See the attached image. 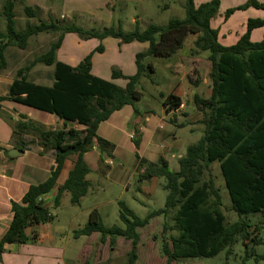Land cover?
<instances>
[{
  "label": "trees",
  "instance_id": "trees-1",
  "mask_svg": "<svg viewBox=\"0 0 264 264\" xmlns=\"http://www.w3.org/2000/svg\"><path fill=\"white\" fill-rule=\"evenodd\" d=\"M219 0H208L195 5L185 0L184 17H171L163 25L150 22L145 28L137 25L130 31L121 23L101 28L86 29L73 22L48 18L38 23H26L18 30L15 26L14 3L6 0L2 14L5 19L4 31H0V69L6 66L5 49L15 45L24 49L28 39L39 33H54L55 40L48 49L35 57L30 65L20 68L16 78L8 87L7 94L0 96V102L11 100L30 108L55 115L62 121L61 127L45 128L27 116L19 115L12 131L15 145L24 149L30 145L41 148V153L51 151L54 163L48 177L36 184H30L19 201H11V221L0 237V256L6 244H24L37 238L35 227L52 220L48 206L42 196L55 186L66 159L75 154L76 160L68 171L66 179L57 187L53 206L59 205L64 192H68L73 204L88 192L90 169L83 156L94 146L99 150V162L103 153L111 154L114 144L97 134L98 125L125 105L137 112L135 102L142 93L137 89L143 76L154 71L148 56L169 57L183 45L188 34H197L190 49L194 55L207 51L210 63L211 93L207 98L194 95V104L202 113L203 134L185 149L178 158V170H171L168 161L159 156L149 161L136 154L138 181L163 177V188L167 191L164 206L138 217L123 201L119 218L124 227L106 226L96 208L89 213L87 222L73 231L74 237L99 233V242L114 246L117 237L131 241V249L123 264H134L140 241L138 228L147 225L156 216L167 217L172 213V224L164 223L163 231L174 230L176 235L161 243V252L166 264L185 258H209L221 250L231 254V247L241 239L248 252L249 242L257 245L262 239L250 232L251 223L247 216L254 213L264 215V36L260 41L251 40V31L264 26L263 18H248L243 34L235 43L225 46L218 40V29L211 26V19L218 12ZM248 7L264 9L257 0H247L227 8L226 20L237 10ZM27 16L33 17L27 7ZM74 33L80 39L106 37L118 38L121 43L132 41L147 42L146 50L135 54L136 71L126 75L113 67L112 78H122L125 86H119L91 73L93 51L86 54L76 66L56 59L64 35ZM99 44L94 52H103ZM36 63L52 66L51 85L37 84L28 79V72ZM181 99L173 93L163 99L166 111L174 110ZM171 123L173 119H170ZM69 124V125H68ZM180 127L185 124L179 125ZM26 136V137H25ZM31 136V139L28 137ZM137 146L139 141L134 139ZM213 162H218L224 186L230 199V209L238 218L227 222L222 212L220 189L213 178L203 179ZM30 232H26V228ZM256 223L254 228L260 230ZM249 241V242H248ZM255 259H263L264 254ZM83 264H90L85 261ZM224 264H230L226 259ZM241 264H245L242 261Z\"/></svg>",
  "mask_w": 264,
  "mask_h": 264
},
{
  "label": "rangeland",
  "instance_id": "rangeland-1",
  "mask_svg": "<svg viewBox=\"0 0 264 264\" xmlns=\"http://www.w3.org/2000/svg\"><path fill=\"white\" fill-rule=\"evenodd\" d=\"M246 1L247 0H233L230 3H222L219 14H221V17L223 18L224 12L227 8L237 6ZM257 1L264 4V0ZM16 5L17 6L14 9V19L15 26L18 30L24 29L26 23L38 22V17L30 18L25 14L22 4L18 2ZM2 9L1 6L0 31H4L5 28V19L2 14ZM254 11H257L261 16H264V9L256 8ZM170 14H174L171 15L174 17H177L178 14H180L179 18L184 17V11L179 13L178 0H176V3H174V5L172 4V7L166 11L165 16ZM161 17H163V15H160V18ZM237 23V21L233 22L231 28L234 36L239 34L242 30ZM53 38L55 39L56 37L50 35L43 39L40 38V41H36L37 38L32 37L24 49L15 45L8 46L5 49L6 66L3 69H0V94H6L10 82L9 79L16 78L17 71L20 68L30 65L35 57L45 52ZM219 42L228 46L225 43H230L231 41H223L220 38ZM202 52L206 56L208 55L207 51ZM146 59L152 61L154 71L149 73V76L145 75L140 79L137 89L142 93V96L135 102V105L137 110L142 113L145 110L152 109L154 111V114L152 113V121L144 124L145 126L140 134L134 132L132 139L129 138L128 133L121 130L116 132V138L113 143L115 146L110 154V169L104 168L103 166H100L99 169L97 153L92 151L93 148L86 152V163L90 169L87 179L90 182V187L88 192L80 199L79 203H71L69 193L64 192L60 198L59 205L54 207V195L52 193L47 195L45 199L46 201L43 200V202L48 206L50 213L52 214V220L37 225L35 227L37 238L24 243V245L29 247L31 250L29 251L30 253L39 254L41 256L48 255V257L53 256L58 258V260L52 261L48 259V263L45 259L37 260L34 262L35 264H83L85 261H88L90 264H123L127 260V253L131 249L130 240L123 237H117L114 246H110L108 242H99V233H93L91 236H79L76 238L73 236V231L81 228L87 222L89 213L94 208L100 213L104 225L124 227V224L119 218L120 206L118 201H123L125 205L140 218L145 217L150 211L162 208L167 193L163 188L165 180L163 177H153L149 180L139 182L138 171L135 167L136 154H144V146L148 142L152 144V140H154L155 143L152 145H156L157 147L155 148V146H152L157 150L154 153L160 152L159 150H161L162 153L168 157L169 168L171 170H177L179 165L178 158L175 155L176 150L178 149L179 152L183 153L188 145L195 143L203 134V125L198 121L193 123L192 132H190L189 126H174L176 121L173 120L174 123L170 122V119L174 116H170L168 119L170 123L166 122L164 128L160 130L158 123L167 121V119L165 120L167 117H165V111L163 110L162 99L167 94L174 93L173 91L176 87L174 74L171 71L172 67H167V63H171L173 60L172 56H148ZM169 59L172 61H167ZM206 61L208 62V59ZM52 72V66L48 67L42 63H36L31 66L27 76L31 81L47 85L52 82ZM1 75L6 78H1ZM194 81V76H190L189 84L187 80L184 81V83L186 86H189L188 88L199 86V90L206 94V87L201 84L198 85V83L195 84ZM191 105L192 106L188 105L186 107L189 114L196 112L193 103ZM4 106L5 108H8L9 114L0 107V140H8L10 138L12 142H15L12 131L16 123L14 118L17 114L26 116V114L30 112L29 117L37 120H42V118L47 115L46 112L30 108L8 99H6ZM120 121H123L122 118H120ZM3 124H6L8 127L5 125L4 127ZM45 127H61V124H56L53 121H50L49 125H46ZM163 131H171L174 134H163L164 138H166V140L163 141L160 139V135H162ZM173 135L175 136L174 139L171 138ZM28 138L31 139V136ZM134 139L139 141L137 146L135 145ZM160 144L164 148H160ZM172 145H174L175 148L174 155H172L173 152L169 150V147ZM25 155L26 157H30L29 154ZM104 155L106 158L109 157V153H104ZM100 170L103 171V173ZM209 177L213 178L215 185L220 189L222 197L221 209L227 222L235 221L238 216L230 209L229 195L224 186L218 162H213L209 166L203 179L206 180ZM1 207H3V205H1ZM247 219L252 225L250 228L251 233L256 234L257 231L254 228L256 223L261 226L260 230L262 236H260V239H262L261 237H264V215L261 213H254L248 215ZM164 223L167 225L173 223L172 213L167 217L161 215L153 217L147 225L138 228L140 241L137 246V259L134 264H166L165 257L161 252V243L163 240H169L170 236L176 235V232L174 230L163 231ZM262 242H264V239H262ZM12 244H14V246L6 244L2 254H13L14 247L20 245L18 243ZM247 250L249 253L252 252L253 255L246 257L245 246L242 240L238 238L232 245L231 254L229 255H227L226 250H221L213 257L185 258L173 261L170 264H224L226 259L230 264H241L242 261H245V264H264L263 259H255L256 255L264 254V243L254 245L249 242ZM45 252L51 253L48 254ZM55 252L59 253L56 254ZM1 261L2 258L0 256V263ZM25 264H30V262L28 261Z\"/></svg>",
  "mask_w": 264,
  "mask_h": 264
},
{
  "label": "crops",
  "instance_id": "crops-1",
  "mask_svg": "<svg viewBox=\"0 0 264 264\" xmlns=\"http://www.w3.org/2000/svg\"><path fill=\"white\" fill-rule=\"evenodd\" d=\"M12 1L14 3L13 11L17 6L16 4L19 2L23 6V11L24 8L27 7L29 12H32V14L34 15L30 18L38 17V21L40 19L47 20L48 18H52L63 20L65 22H73L76 25L82 26L86 29L101 28L112 24L116 25L120 22L122 28L126 31L132 30L135 25H137L139 29H143L150 22L159 25L165 24L169 18L174 17L171 16L174 14L165 16L166 11L172 7V4L174 5V3H176V0ZM206 1L208 0H193L196 6ZM219 1L220 5L218 8V12L211 19V26L213 28L218 29V40H220L221 38L223 41H231L230 43H225L226 45H231L235 43L239 36L244 33L246 28V21L248 18L263 17L264 19V16H261L257 11H254L256 8L248 7L244 10L235 11L226 20H224V18L221 17V14H219V11L221 10V5L222 3H230L233 0ZM5 2L6 0H0V7L2 6L3 8ZM184 2L185 0H178L179 13L184 11ZM160 15H163V17L160 18ZM179 15L180 14H178L177 16L178 18L180 17ZM235 21L238 22V26H240L242 29L239 34H236V36L233 35V30L231 29L233 22ZM50 35L55 36L54 33H39L31 36L28 39V42L32 37L37 38L36 41H40V38L43 39L44 37ZM263 36L264 26L253 29L251 31L250 38L252 41H260ZM196 38L197 34H188L184 40L181 49H179L172 55L173 61L171 59L167 60L172 61L171 63H167V67H172L171 71L174 74V80L176 81V87L174 88L173 94H175L181 99V104L178 108L170 110L168 112L163 106V110L165 111V117H167L165 118V120L167 119V121H164L163 123H158V127L160 128V130L164 128L166 122L170 123L168 121L170 116H174L172 117V119L176 121V123H174V126L185 124V126H189L190 132L193 131V123H196L197 121L199 122L202 119V113L196 108L193 98L195 94L199 95L200 97L207 98L211 93L209 76L210 63L209 61H206L208 55L206 56L202 51L194 55L190 54V49ZM54 40L55 39L53 38L52 41ZM99 44L103 45V52H94V49ZM147 47V42L132 41L130 43L120 44V40L118 38L113 37H106L102 40H99L97 38H89L86 40H82L74 33H66L64 35L60 47L56 51V59L68 65L76 66L86 54H88L90 51H93L91 60V73L95 76L112 81L113 83L124 87L126 83L124 79H114L111 77L112 68L115 67L126 75L133 74L136 71L135 54L139 51L146 50ZM190 76H194L195 84L198 83V85L201 84L206 87V94H204L203 91L199 90V86H192L191 88H188L189 86H186L184 81L187 80L189 84ZM1 78L4 79L6 77L1 75ZM13 79H9L10 82L8 84V87L13 81ZM34 83L38 84V82ZM51 83L47 85H51ZM3 94L4 93L0 94V96H3ZM5 102L6 100L1 101L0 107L6 113L9 114L8 108H5L4 106ZM192 103L196 109V112L189 114V112H187L186 110V107L188 105L192 106ZM29 113L30 112L26 114L27 118L35 121L37 124H40L43 127L49 125L50 121L62 125V121L58 120V118L53 114L47 113V115H45L42 120H37L30 118ZM152 113L154 114V111L152 109L145 110L143 113L139 110L135 112L132 106L125 105L121 109L114 111L107 120L101 122L98 125L97 134L112 143H114V139L116 138L117 134L116 132L119 130L128 133V136L130 133L134 132L136 134H140L145 126L144 124L150 123L152 121ZM19 115L20 114H17V116L14 118L15 122L19 119ZM120 118H122L123 121H120ZM4 125L7 126L6 124H3V126ZM163 134L168 135L174 133L171 131H163L162 135H160V139L165 141L166 138H164ZM171 138L174 139L175 136L173 135ZM152 141V144H154L155 141ZM15 144L16 143L12 142L10 138L8 140H0V237L5 232L11 221V201H19L23 194L27 191L30 184H36L45 180L48 177L50 173V168L54 163V155L51 151L41 153V148L36 145H30L22 149ZM152 144L148 142L144 146L145 153H142L139 156L144 157L149 161H155L159 156H163L169 163L168 157L164 153H162L161 150H159L160 152L154 153L157 150H155L152 146H155V148L157 147L156 145ZM159 147L164 148L161 144L159 145ZM12 148L21 149L23 152L15 157H10L8 156L7 152ZM174 149V145L169 147V150L173 152L172 155H174ZM92 151H95L97 153V162L99 165V169L100 166L110 169V154L109 157L106 158L104 152L103 161L99 162V150L96 146H94ZM184 152H179L177 149L175 155L177 156V158H180L184 154ZM25 154H29L30 157H26ZM86 155L87 153H85L83 156V160L85 159V162ZM75 160V154L69 156L66 159L63 168L58 176L57 182L49 193L55 195L57 187L62 184L63 181L66 179L68 171L72 168ZM101 172L103 173V171ZM48 194L42 196V199L45 200ZM1 205H3V207H1ZM257 232L256 234L258 237L262 236L261 230H258ZM9 246H14V244H10ZM29 251L31 250L28 246H25L24 244L17 245V247H14L13 254L10 253L1 255L2 261L0 264H25L28 261L30 262V264H35L34 262H36L37 260L45 259L47 260V263L48 259L52 261L58 260V258H55L53 256H41L39 254L30 253ZM45 253L50 254L51 252ZM55 253L58 254L57 252Z\"/></svg>",
  "mask_w": 264,
  "mask_h": 264
},
{
  "label": "water",
  "instance_id": "water-1",
  "mask_svg": "<svg viewBox=\"0 0 264 264\" xmlns=\"http://www.w3.org/2000/svg\"><path fill=\"white\" fill-rule=\"evenodd\" d=\"M59 120V119H58ZM23 151L21 149H18V148H12L10 150H8L7 154L8 156L10 157H15L17 156L18 154H21ZM29 230L30 228H26V232L29 233Z\"/></svg>",
  "mask_w": 264,
  "mask_h": 264
},
{
  "label": "built area",
  "instance_id": "built-area-1",
  "mask_svg": "<svg viewBox=\"0 0 264 264\" xmlns=\"http://www.w3.org/2000/svg\"><path fill=\"white\" fill-rule=\"evenodd\" d=\"M133 134H134V133H130V134H129V138H130V139L133 138ZM262 238L264 239V237H262Z\"/></svg>",
  "mask_w": 264,
  "mask_h": 264
}]
</instances>
